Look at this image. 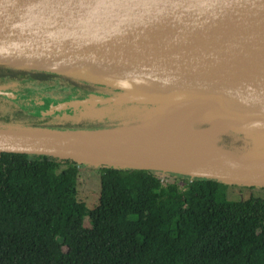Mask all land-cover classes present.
<instances>
[{"label": "water", "instance_id": "obj_1", "mask_svg": "<svg viewBox=\"0 0 264 264\" xmlns=\"http://www.w3.org/2000/svg\"><path fill=\"white\" fill-rule=\"evenodd\" d=\"M0 70L119 91L40 112L109 127L0 122V153L264 188V0H0ZM9 88L0 95L17 99ZM211 139L230 164L181 159L185 144Z\"/></svg>", "mask_w": 264, "mask_h": 264}, {"label": "trees", "instance_id": "obj_2", "mask_svg": "<svg viewBox=\"0 0 264 264\" xmlns=\"http://www.w3.org/2000/svg\"><path fill=\"white\" fill-rule=\"evenodd\" d=\"M79 81L0 70V86L12 85L7 91L18 96L0 95V122L109 127L108 119L78 124L58 122L59 113L41 115L80 97ZM80 168L70 160L0 153V264H264L263 196L230 201L228 185L215 180L99 167V201L89 209L78 197ZM168 176L185 185L166 182Z\"/></svg>", "mask_w": 264, "mask_h": 264}, {"label": "rangeland", "instance_id": "obj_3", "mask_svg": "<svg viewBox=\"0 0 264 264\" xmlns=\"http://www.w3.org/2000/svg\"><path fill=\"white\" fill-rule=\"evenodd\" d=\"M79 82H81L82 84L89 85L92 89V91L90 92H85L84 94H81L82 96H80V99H84L83 97H86L87 95H90V94L110 96V95H115L119 93V91L117 90H113V89H110L104 86L91 84V83L84 82V81H79ZM11 92L14 93L15 91L12 90ZM184 129H186V127ZM184 129H183V132H185ZM173 134L181 135L180 130L178 131V133L174 131ZM220 144L223 145V147H228L226 144V140ZM78 165L81 166L80 172H79V187H78L79 195L78 197L81 201L86 203L89 209H94L98 205L99 196H100V188H101L100 172H98L97 168L95 167H89V166L85 167V165H80V164ZM165 180L168 183L177 182L182 186L185 185L184 178L168 176V177H165ZM226 191L228 192V198L230 201H243V200L248 199L251 195L264 197V188L228 185ZM84 224H85V227L91 226L89 219L85 220Z\"/></svg>", "mask_w": 264, "mask_h": 264}, {"label": "bare ground", "instance_id": "obj_4", "mask_svg": "<svg viewBox=\"0 0 264 264\" xmlns=\"http://www.w3.org/2000/svg\"><path fill=\"white\" fill-rule=\"evenodd\" d=\"M182 110H177L174 113V115L171 117V119L168 122L169 128L167 130L172 131L170 128L177 121V119L180 118ZM202 110L203 109L200 108L196 112V114L194 115V118L191 121L195 122V120L202 113ZM188 111L190 112V109H187V112ZM178 131L179 130H177L176 132L178 133ZM184 131H185L184 133L193 134V135L196 134L195 132H190V128H188V129L186 128V129H184ZM180 136H182V135H180ZM186 138L189 140L191 139L190 137H186ZM185 148H186L185 149L186 151H183L181 159H188L190 161L196 162V164H200V163H204V162H209V163L218 162L219 164H226V162H227L228 164H230V162H231L224 156L225 154L223 153V151L217 147L216 141L214 139H211L209 141L194 140L191 143L185 144ZM191 158H192V160H191Z\"/></svg>", "mask_w": 264, "mask_h": 264}, {"label": "flooded vegetation", "instance_id": "obj_5", "mask_svg": "<svg viewBox=\"0 0 264 264\" xmlns=\"http://www.w3.org/2000/svg\"><path fill=\"white\" fill-rule=\"evenodd\" d=\"M75 84L78 85V86H80V87H82V88H84V92H83V94H84L85 92H90V91H92L91 87H90L89 85H87V84H82L81 82H75ZM90 89H91V90H90Z\"/></svg>", "mask_w": 264, "mask_h": 264}]
</instances>
